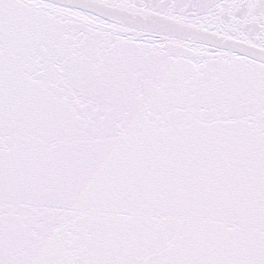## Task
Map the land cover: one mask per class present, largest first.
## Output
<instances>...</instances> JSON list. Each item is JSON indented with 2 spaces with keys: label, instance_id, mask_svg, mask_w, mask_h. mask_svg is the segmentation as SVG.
I'll return each instance as SVG.
<instances>
[{
  "label": "snow or ice",
  "instance_id": "obj_1",
  "mask_svg": "<svg viewBox=\"0 0 264 264\" xmlns=\"http://www.w3.org/2000/svg\"><path fill=\"white\" fill-rule=\"evenodd\" d=\"M0 264H264V0H0Z\"/></svg>",
  "mask_w": 264,
  "mask_h": 264
}]
</instances>
